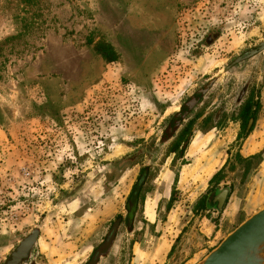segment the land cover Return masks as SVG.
I'll list each match as a JSON object with an SVG mask.
<instances>
[{"label":"rangeland","instance_id":"374dc122","mask_svg":"<svg viewBox=\"0 0 264 264\" xmlns=\"http://www.w3.org/2000/svg\"><path fill=\"white\" fill-rule=\"evenodd\" d=\"M263 43L264 0H0V264H200L242 215L204 199L264 118Z\"/></svg>","mask_w":264,"mask_h":264},{"label":"crops","instance_id":"0c3cea01","mask_svg":"<svg viewBox=\"0 0 264 264\" xmlns=\"http://www.w3.org/2000/svg\"><path fill=\"white\" fill-rule=\"evenodd\" d=\"M250 120H252V119H250ZM256 121L261 122L260 127L257 130L253 129V127H252L253 130L251 129V131H248L247 136L244 138V143L241 145V147L237 151V153L242 158H249V157H252V156L258 154L259 155V161L256 164V166L252 170H250L248 173H246L244 175V177H242V175H240V180L237 181V185L235 182H232V184H231L229 181H227L225 179L223 181H219L217 183L211 181L212 176L225 163H227V160L229 157L228 156L227 158H225V161L223 162V164L218 168V170L214 174H212V176L209 178V180L207 182L208 183L207 187H210V189H214V191L217 195L224 192V196L221 200L222 201L221 204H219V208L216 211L213 210L215 213L214 212H211V213L218 217V216H223L224 213L227 211V209H233L232 214H234L235 217L237 218L239 215V212H241L242 213L241 218L238 217L236 219V222H237L236 227L239 224H241L244 220L249 218L251 215H253L257 211L264 208V205H263L261 207H258L257 209H254V205H253V203H256L258 205L264 201V189H263L264 186L261 187L260 189H257V190L255 189V186L257 184V179L259 177H262V179H264V148H263V146H258V143H260L261 141L264 140V118H262V119L256 118L255 122ZM252 131H255L254 135L251 134ZM261 144H259V145H261ZM239 171L241 173V170H239ZM250 177L254 178L255 182L253 183V186H252V184H250L246 195L242 199H240L239 197H237L238 192L246 184L247 180ZM258 180L260 181V179H258ZM252 193H255V194L252 195ZM256 194H258V196ZM205 196H206V193H205ZM241 200H243V203L245 202L244 208L239 207V203ZM207 210H209V209L206 208V212H207ZM236 227H234V228H236ZM51 242L52 241L47 242V245L45 247L48 250L44 251L45 258L48 259L49 264L55 263V260H56L55 259V252H54L56 250L54 247H51ZM44 243H46V241ZM56 254L58 256H60L59 252ZM64 257H66V256H64ZM70 261H71L70 258H68V262H69L68 264H71ZM142 262L140 263V261H136L134 264H142ZM160 263H162V261Z\"/></svg>","mask_w":264,"mask_h":264},{"label":"water","instance_id":"95a60500","mask_svg":"<svg viewBox=\"0 0 264 264\" xmlns=\"http://www.w3.org/2000/svg\"><path fill=\"white\" fill-rule=\"evenodd\" d=\"M200 264H264V208L232 230Z\"/></svg>","mask_w":264,"mask_h":264},{"label":"flooded vegetation","instance_id":"af4514ba","mask_svg":"<svg viewBox=\"0 0 264 264\" xmlns=\"http://www.w3.org/2000/svg\"><path fill=\"white\" fill-rule=\"evenodd\" d=\"M184 109H185V105H183L181 107V110L179 113H176L174 116V118H172L173 120H171L169 126H175V123L177 122V119L179 115H182L184 113ZM197 110V109H195ZM198 113V112H197ZM199 115L195 121L192 123L190 122L191 118L189 119H182L184 122V124H178L176 125L172 130H176V136L175 138L177 139V144H175L173 146V148H175V151H186L188 143H189V137H192L193 133L195 132L196 128H202L205 126V119L206 116L208 115L207 113H205V109L203 110V112L201 114H197ZM250 120V119H249ZM248 120V123H249ZM174 121V123H173ZM182 121V122H183ZM224 196V192H222L221 194H216L214 189L209 190L206 193L205 199H204V207L209 209L210 212H214L219 208V204H221V200ZM214 210V211H213ZM215 213V212H214Z\"/></svg>","mask_w":264,"mask_h":264},{"label":"trees","instance_id":"16d2710c","mask_svg":"<svg viewBox=\"0 0 264 264\" xmlns=\"http://www.w3.org/2000/svg\"><path fill=\"white\" fill-rule=\"evenodd\" d=\"M252 106H255L256 109L253 111L251 110ZM257 108H258V102H252V101H248L244 104L243 108H242V118L244 120V123H247L249 119L253 120V123L256 120V114H257ZM251 128L249 129V131H251ZM248 133H245L243 136H240V139H244L247 136ZM235 159L237 162H239V164H241V167L239 168V170H241V175L242 177H244V175L246 173H248L250 170H252L256 164L259 161V155H254L252 157L249 158H242L238 153H236L235 155ZM257 159V162L255 164H252L253 161H255ZM227 164H229V160L227 161V163H225L211 178V181H215L217 182L218 180H220V178L222 177V174L224 172V169H227ZM140 180L141 178L138 179L137 183H135L133 185L132 188V193L131 195L134 194V192L137 191L139 185H140ZM121 217L120 215H118L116 218ZM23 249V245H20L19 248L16 249V252L14 254H12L9 259L5 262V264H17L20 260V252ZM94 261V260H93Z\"/></svg>","mask_w":264,"mask_h":264}]
</instances>
